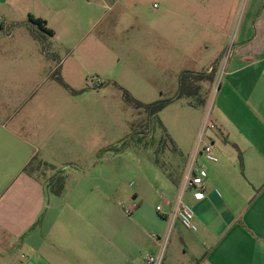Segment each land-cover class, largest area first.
<instances>
[{
  "label": "crops",
  "instance_id": "crops-1",
  "mask_svg": "<svg viewBox=\"0 0 264 264\" xmlns=\"http://www.w3.org/2000/svg\"><path fill=\"white\" fill-rule=\"evenodd\" d=\"M57 1L58 7L83 6L87 11L82 18L91 24L98 16L118 24L122 50L151 55L149 80L161 92L170 88V98L179 92L181 74L192 72L190 84L199 88L205 103L181 99L165 109L183 102L201 113L214 80L198 77L219 69L225 25L234 24L241 5V0ZM8 2L0 0L3 6ZM4 17L0 14V19ZM242 23L223 77L213 84L217 93L212 120L217 128L210 138L219 160L200 159L208 171L205 189L185 198L194 209L198 229L192 231L179 223L181 227L171 231L163 264H264V0L245 3ZM217 40L221 45L212 49L211 42ZM80 120L84 125L75 135L80 148L74 150L95 153L107 149V142L101 138L97 144L95 139L96 115L88 112ZM186 124L176 132L165 124L176 153L183 158L179 174L153 171L152 166V180L163 189L158 194L141 183L143 172H137L141 184L129 202L134 207L130 216L125 212L127 206L116 202L118 189L113 187L114 180L126 172V165L116 169L99 163L78 176L66 171V191L58 197L45 191L44 179L24 172L39 151L25 148L22 162L16 165L10 145L0 143V184L8 180L0 192V257L4 249L13 247V255L2 258L4 263L144 264L157 250L151 235H163L169 228L201 127L197 120ZM2 138L10 143L16 134L7 129ZM2 156L7 157L4 171ZM179 241L185 246L182 252L177 248Z\"/></svg>",
  "mask_w": 264,
  "mask_h": 264
},
{
  "label": "rangeland",
  "instance_id": "rangeland-1",
  "mask_svg": "<svg viewBox=\"0 0 264 264\" xmlns=\"http://www.w3.org/2000/svg\"><path fill=\"white\" fill-rule=\"evenodd\" d=\"M247 1L241 0L234 24L225 25L222 37L225 45L217 61L219 69L214 82L222 79L233 53ZM57 3V0H9L5 6L0 4V14L5 16L0 19V126L16 134L15 140L8 143L2 138L6 130L1 127L0 143L4 147L10 145L16 165L22 162L26 148L39 151L36 153L40 159L77 176L81 170H92L99 163L116 169L126 165V172L114 180L113 187L118 189L116 202L127 207L141 183L161 194L162 186L153 182L151 167L153 171L158 169L175 176L183 163L167 126L176 132L190 120L202 125L207 109L212 117L217 93L214 82L206 94L207 106L202 113L183 102L165 109L159 116L151 117L137 110L126 103L120 88L144 104L171 96L170 88H163L161 92L149 80L153 72L151 55H142L136 49L122 50L121 27L112 23L111 18L98 16L91 24L82 18L87 11L83 6L58 7ZM29 15L46 20L55 35L49 36L31 24ZM211 44L215 49L221 42ZM59 79L76 93L61 85ZM91 81L100 83V88L93 89ZM88 112L96 115L97 144L102 138L109 144L107 149L95 153L74 150L80 148L79 137L75 136L81 124L84 125L80 119ZM183 118L190 120L184 123ZM1 159V171H4L7 157ZM47 171L52 176L53 171ZM137 172H143L145 180L141 183ZM7 183L8 180L1 182L0 192ZM178 227L181 225L176 222L172 233ZM12 248L1 252L0 264H6L2 258L13 255ZM177 248L181 252L185 250L180 241Z\"/></svg>",
  "mask_w": 264,
  "mask_h": 264
},
{
  "label": "built area",
  "instance_id": "built-area-1",
  "mask_svg": "<svg viewBox=\"0 0 264 264\" xmlns=\"http://www.w3.org/2000/svg\"><path fill=\"white\" fill-rule=\"evenodd\" d=\"M224 60H226V58ZM219 74L220 71L218 75ZM96 84L99 85L100 83L96 82ZM96 84H94V81H91L92 87ZM216 128V124L213 122L210 114V109H207L194 145L192 155L184 171L176 202L169 217V228L163 235H151L153 240L157 243V250L155 253L147 256L144 259V264H163L170 242L171 230L176 222H179L186 229L197 231L198 228L195 223L194 209L184 201V195L187 192L199 195L205 189L208 171L205 164H203L200 159L204 158L210 163H216L219 160L210 138V133L216 130ZM133 210L134 207L125 208V212L129 216L132 214ZM157 210L161 212L162 207H157Z\"/></svg>",
  "mask_w": 264,
  "mask_h": 264
},
{
  "label": "trees",
  "instance_id": "trees-1",
  "mask_svg": "<svg viewBox=\"0 0 264 264\" xmlns=\"http://www.w3.org/2000/svg\"><path fill=\"white\" fill-rule=\"evenodd\" d=\"M29 22L39 27V29L49 35L54 36L55 33L52 29L48 28L47 22L42 19L35 17L34 15H29ZM217 71L213 69V72L207 75H200L198 78L202 80H209L210 82L214 80ZM194 78L192 72L185 71L181 74L180 77V89L177 95L170 99L159 100L157 102L151 104H144L138 100H136L127 90L120 88L123 91L124 98L127 104L135 107L137 110H143L149 114V116H158L160 112H162L168 105L173 103L174 101H178L181 99L195 98L192 99V103H197L198 105H203L205 102L202 100V97L199 93V88L191 86L190 80ZM59 83L63 85L66 89L71 91L72 93H76L73 89L69 88L61 79H59ZM116 84V83H114ZM100 85V84H99ZM99 85H94L93 89L100 88ZM117 85V84H116ZM47 170L53 171L52 176H48ZM24 172L34 176L41 175L44 178V188L48 193H52L58 197H62L66 191V183L68 178V173L65 169L57 170L53 164H50L46 161L40 159L37 155L33 157V159L25 166Z\"/></svg>",
  "mask_w": 264,
  "mask_h": 264
}]
</instances>
